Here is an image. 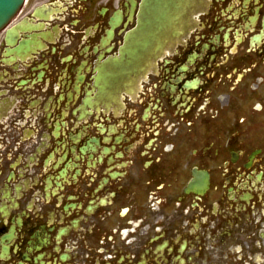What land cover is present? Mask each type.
<instances>
[{"label":"flooded vegetation","instance_id":"obj_1","mask_svg":"<svg viewBox=\"0 0 264 264\" xmlns=\"http://www.w3.org/2000/svg\"><path fill=\"white\" fill-rule=\"evenodd\" d=\"M25 0L0 31V264H264V0Z\"/></svg>","mask_w":264,"mask_h":264},{"label":"water","instance_id":"obj_2","mask_svg":"<svg viewBox=\"0 0 264 264\" xmlns=\"http://www.w3.org/2000/svg\"><path fill=\"white\" fill-rule=\"evenodd\" d=\"M24 0H0V31L6 27L22 7ZM199 0H143L137 27L131 32L127 48L140 51L158 48L160 38L180 35L185 16Z\"/></svg>","mask_w":264,"mask_h":264}]
</instances>
